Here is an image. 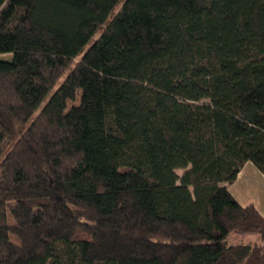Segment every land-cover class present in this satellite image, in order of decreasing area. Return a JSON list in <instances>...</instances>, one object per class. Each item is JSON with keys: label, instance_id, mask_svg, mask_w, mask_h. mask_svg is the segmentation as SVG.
<instances>
[{"label": "trees", "instance_id": "obj_1", "mask_svg": "<svg viewBox=\"0 0 264 264\" xmlns=\"http://www.w3.org/2000/svg\"><path fill=\"white\" fill-rule=\"evenodd\" d=\"M10 45L0 264H264V0H0Z\"/></svg>", "mask_w": 264, "mask_h": 264}, {"label": "crops", "instance_id": "obj_2", "mask_svg": "<svg viewBox=\"0 0 264 264\" xmlns=\"http://www.w3.org/2000/svg\"><path fill=\"white\" fill-rule=\"evenodd\" d=\"M227 188L240 204L254 205L264 217V174L252 162L243 164L235 180Z\"/></svg>", "mask_w": 264, "mask_h": 264}, {"label": "rangeland", "instance_id": "obj_3", "mask_svg": "<svg viewBox=\"0 0 264 264\" xmlns=\"http://www.w3.org/2000/svg\"><path fill=\"white\" fill-rule=\"evenodd\" d=\"M13 45H10L8 47L0 49V59L9 60L12 54ZM184 169L178 168L176 169V173L180 176L182 174ZM257 236L254 234H238V233H232L229 235V242L230 243H236L239 241L247 242V241H254L256 240Z\"/></svg>", "mask_w": 264, "mask_h": 264}]
</instances>
